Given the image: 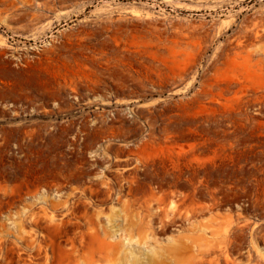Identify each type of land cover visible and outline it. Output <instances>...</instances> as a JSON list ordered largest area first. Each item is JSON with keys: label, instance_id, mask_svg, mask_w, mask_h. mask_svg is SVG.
Instances as JSON below:
<instances>
[{"label": "rangeland", "instance_id": "374dc122", "mask_svg": "<svg viewBox=\"0 0 264 264\" xmlns=\"http://www.w3.org/2000/svg\"><path fill=\"white\" fill-rule=\"evenodd\" d=\"M0 264H264V0H0Z\"/></svg>", "mask_w": 264, "mask_h": 264}]
</instances>
